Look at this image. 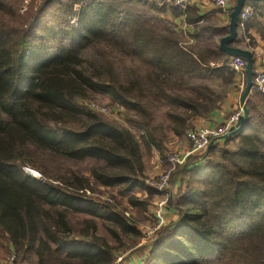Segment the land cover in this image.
<instances>
[{"label":"trees","instance_id":"obj_1","mask_svg":"<svg viewBox=\"0 0 264 264\" xmlns=\"http://www.w3.org/2000/svg\"><path fill=\"white\" fill-rule=\"evenodd\" d=\"M251 2L261 1L245 4ZM139 4L147 1L0 0V261L14 252V264L33 256L36 264H115L122 236L142 235L122 212L83 197L91 178L119 187L133 208H146L152 191L143 181L144 158L162 155L167 131L183 134L223 98L188 80L233 81L230 56L210 51L218 58L210 62L171 28L136 14ZM170 9L187 22L200 20L188 17L189 8ZM126 57L138 65L126 68ZM91 93L133 109L126 121L138 134L78 102ZM151 106L166 108V124L154 122ZM246 107L242 129L221 145L212 142L204 164L187 171L171 202L178 220L161 230L147 264H264V92L250 90ZM57 159L86 161L90 175L50 176L46 163ZM25 165L57 183L24 174ZM98 220L106 236L98 234Z\"/></svg>","mask_w":264,"mask_h":264},{"label":"rangeland","instance_id":"obj_2","mask_svg":"<svg viewBox=\"0 0 264 264\" xmlns=\"http://www.w3.org/2000/svg\"><path fill=\"white\" fill-rule=\"evenodd\" d=\"M147 1V5H137V7L135 9L136 10H130L132 13H134V11H136L137 13H141L144 17L149 18V22L156 25L157 27H159V29H161L163 26H166V23H164V21H162V19L160 17H157L156 15L154 16L151 12L152 11H156L153 10L150 5L153 4L154 6L157 7H175V8H179L177 6H174L169 2H167L166 0H145ZM150 4V5H149ZM181 9V8H180ZM238 28V26H237ZM187 36V35H186ZM186 36L183 37H179V39H183L184 42V46L188 47L189 49L193 50L195 53H201L203 54L210 62L213 60H216V56L211 54L210 52H208L207 48H213V45H216V41H212L211 39H209L208 37H203L202 40H197L195 44L192 43H187V38ZM255 61V60H254ZM138 63L133 60L131 57H126L123 59V66H126V68H131V67H135L137 66ZM234 73V72H233ZM235 74V73H234ZM243 77H245V73L243 75ZM215 78H210V76H207L205 78H197V77H192L191 79H189V84H198V83H205L207 85H210V87H212L213 89L217 90V91H221L222 89H217L218 87L216 86L217 84L214 82ZM243 85H245V80L242 83ZM184 86H180V87H176V92L177 91H181L182 89H184ZM243 89V88H242ZM223 92V91H222ZM89 97L85 98L84 100L78 99V102L80 104H82L83 106H85L86 108H88V104L89 103H95L99 106H107L110 107L113 110V113L111 115H107V114H103L101 112H95L96 114H98L100 117H102L104 120H106L109 123L115 124V125H120L123 127H126L128 129H130L135 135L138 134V130L133 128L127 121H126V115L128 113H134L133 109L124 107L122 105H119L117 103H113L111 102L106 96H104L101 93H91L88 95ZM151 110L153 112V117H154V122H163L164 124L167 123V119L165 117V110L166 108L161 106L160 108H154L153 106H151ZM233 113V112H232ZM79 116V118L85 119V116L83 115H77ZM192 121H191V125L188 126L186 128V130L190 127H192ZM186 130L184 131L183 134L181 135H176L171 131H167L166 132V137L163 139V144L165 146V150L163 152V154L161 155L159 152L154 151L152 153V155L150 157H145L144 161H145V177L143 178L144 184L147 187V183L145 182L146 180L149 179H153L156 178L159 174H161L162 172L166 171L167 169H169L171 167V165L169 164L167 157L174 153V152H184L187 149L190 148V142L187 140L186 138ZM186 144V148H184L183 150H179L177 147L179 145H184ZM206 158H207V154H208V148L206 151ZM193 157V160H197V156L196 155H191ZM201 156V155H199ZM164 158L165 163L162 161V159ZM206 161V159L204 160V162ZM200 163V164H193V167H196L197 165H202L204 164ZM46 163V162H45ZM163 164V167H162ZM183 165H178L176 167H174L171 171H170V177H169V184H168V190H167V197L169 196V201H168V205L166 208L165 213L163 214V223L159 226L158 229H156L154 231L153 237L150 240H147L144 245V248L150 249V246L153 244V242L159 237V234L161 233V230L166 227L168 224L172 223L171 222H166V212L167 210L170 208L171 206V202H175V200L177 199V196H172L170 193V187L172 186V182H171V178H172V174L175 170L180 169ZM46 167L48 169V174L51 176H71V171H74L75 173H79L82 174L84 176H89V163L88 162H67L64 160H59L57 159L56 161H49L48 165L46 163ZM22 170L24 172V174H27L35 179H39V180H50L53 183H57V181L55 180V178H46V176L44 177V175L41 173V171H39L38 169H34L29 165H25L22 167ZM71 170V171H70ZM47 175V176H49ZM188 177V176H187ZM186 177V179H187ZM69 178V177H68ZM90 187L85 188L84 190H86L87 192L83 193V197L95 204H106L109 206H112V208L116 211L122 212V214L125 216V218L127 219L128 223L135 227L141 234V232H144L147 228L154 226L157 222L154 218V213H153V202L155 199L159 198L161 196L157 195V192L155 190H152V197L149 200V203L147 205L146 208L144 209H139V208H133L132 206H130L128 204V200L127 197L128 195H124L121 194L119 191V187H104V186H100L96 183H94V180L91 178V183H90ZM134 194H136L137 196H139L140 198H144L147 195L146 191H136L134 192ZM180 195V193H179ZM156 196V197H155ZM178 213V212H177ZM83 217V215H79L76 214L74 216V221L77 220H81V218ZM179 217V214H178ZM178 220V218H177ZM176 221V220H175ZM173 221V222H175ZM98 223V234L106 236L107 233L104 231V226L100 223V221H97ZM78 226H80V223H78ZM108 238V237H107ZM141 239V238H140ZM137 241H132L130 240L127 236H122V244L120 245V248L118 250H116V257H120V261L119 263H121V261L124 259V257H126L133 248H135L138 245L139 240ZM111 242H114L112 239H110ZM129 250V251H128ZM7 258V257H6ZM5 258V259H6ZM3 260V263H5L6 260ZM148 262V261H147ZM118 263V264H119ZM26 264H36L35 262V257L33 256L30 260V262H27Z\"/></svg>","mask_w":264,"mask_h":264},{"label":"crops","instance_id":"obj_3","mask_svg":"<svg viewBox=\"0 0 264 264\" xmlns=\"http://www.w3.org/2000/svg\"><path fill=\"white\" fill-rule=\"evenodd\" d=\"M248 5L254 8L255 16L246 22L244 31L237 28V36L230 45L249 49L253 53L255 60L254 70H256L259 67L257 58L264 55V1L251 2ZM187 8L191 10L188 16L190 19L193 20L194 17H199L200 20L196 22H187L186 14L180 13L174 15L171 9L167 7H165L164 11H152L151 13L154 16L156 15L157 17H160L162 21L166 23V26L171 28L178 37L187 35V43L195 44L197 40H202L203 37H208L214 42L216 41V45L212 46L213 48L205 49L208 52L213 51L216 54L220 50L219 39L228 33L229 14L231 9H218L212 4L211 0H190V4ZM243 35L247 40L243 38ZM180 41L184 44L183 39H180ZM217 59L216 56V60ZM212 77L213 76H210V78ZM213 78H215L214 82L217 84V89H222L223 98L212 114L207 117H195L192 120L193 126L202 124H220L232 112L239 111V108L241 107L240 95L243 90L241 85L244 82L245 77L234 74L233 81L227 85H224L221 78ZM223 141L224 139H219L215 143L221 145ZM186 147V144H184L179 145L177 148L183 150ZM192 165L193 163L180 168L174 179L171 181L172 186L170 187V193L172 196H179V193L181 194L185 186L186 177L188 176L187 171L193 168ZM177 218V211L170 206L166 212V222H173L177 220ZM149 251L150 249L147 248L134 251L124 257L119 264H147ZM0 264H4L3 260L0 261ZM23 264H26V262Z\"/></svg>","mask_w":264,"mask_h":264},{"label":"built area","instance_id":"obj_4","mask_svg":"<svg viewBox=\"0 0 264 264\" xmlns=\"http://www.w3.org/2000/svg\"><path fill=\"white\" fill-rule=\"evenodd\" d=\"M174 6L185 10L189 4L190 0H166ZM212 4L218 9H228L232 8L235 0H211ZM255 16V10L250 5H244L239 13V21L238 28L242 31L245 30V22ZM243 38L247 40V38L243 35ZM259 62V67L254 70V74L252 77V86L251 90L257 92H264V55L259 56L257 58ZM245 64L246 61L243 57H235L230 56L228 61L226 62V66L233 71L235 74L243 76L245 73ZM244 88V85H241ZM89 109L95 112H101L103 114L111 115L113 110L107 106H99L97 104L89 103L87 106ZM242 113L241 107L239 111H235L227 116L222 123L217 125H209L202 124L197 126H192L186 130V138L190 142V148L184 152H174L167 157V160L171 167L166 171L159 174L156 178L146 180L147 187L155 190L157 195L161 196L154 200L153 202V213L154 218L156 220V224L152 227L147 228L144 232H141V239L138 242V245H144L147 240L152 239L154 231L159 228V226L163 223L164 218L162 217L166 211L169 196L167 197V190L169 184L170 171L178 166L183 165L186 161L192 157L191 155H196L198 158L195 164L203 163L206 159V151L208 145L211 142L217 141L220 137L226 134L238 121L239 115ZM201 155V156H199ZM83 190H81L82 192ZM85 192H87L85 190ZM155 196V197H156ZM16 259V255L14 252H11L8 257L5 259L6 264H14ZM120 261V257H117L115 260V264H118ZM142 264V263H139Z\"/></svg>","mask_w":264,"mask_h":264},{"label":"water","instance_id":"obj_5","mask_svg":"<svg viewBox=\"0 0 264 264\" xmlns=\"http://www.w3.org/2000/svg\"><path fill=\"white\" fill-rule=\"evenodd\" d=\"M246 1L247 0H235L229 14L228 33L219 39V48L222 52H224L228 56L243 57L246 61L245 85L240 95V106L242 109V113L239 115L238 121L235 123V125L226 134L222 135L220 139H227L233 134L240 131L248 119L246 99L252 86V77L254 74V57L253 53L249 49L230 45V43L235 40L237 36L239 13L241 8L245 5ZM211 144L212 142L208 145V148Z\"/></svg>","mask_w":264,"mask_h":264}]
</instances>
